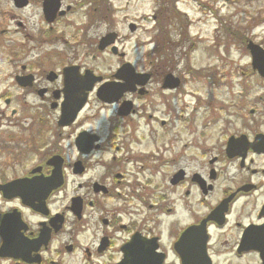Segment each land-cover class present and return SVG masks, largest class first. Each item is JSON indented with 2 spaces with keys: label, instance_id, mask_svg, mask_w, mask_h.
I'll list each match as a JSON object with an SVG mask.
<instances>
[{
  "label": "flooded vegetation",
  "instance_id": "1",
  "mask_svg": "<svg viewBox=\"0 0 264 264\" xmlns=\"http://www.w3.org/2000/svg\"><path fill=\"white\" fill-rule=\"evenodd\" d=\"M13 5L41 24L10 57L0 30V264H264L250 41L239 102L204 105L195 83L222 79L189 56L131 54L147 16L114 0Z\"/></svg>",
  "mask_w": 264,
  "mask_h": 264
},
{
  "label": "rangeland",
  "instance_id": "2",
  "mask_svg": "<svg viewBox=\"0 0 264 264\" xmlns=\"http://www.w3.org/2000/svg\"><path fill=\"white\" fill-rule=\"evenodd\" d=\"M196 1H175V8L183 14L184 24L188 28V37H180L183 28L176 24L177 27L172 30V40L176 41L171 43L169 53L163 56L169 57L168 60L172 62L171 59L174 55H181L180 57L185 58V53H187L190 57L189 66L195 70L212 74L213 79L219 78L224 81V86L214 87L213 85L211 88L204 81L195 83L194 92L197 94V99L198 97L202 99L204 105L210 104V101L221 104L228 103L231 100L230 94L235 99L233 102L237 104L240 100L238 95L241 87L231 88L230 85L236 81L240 82V79L236 77L238 76L237 71L241 69L244 71L251 70V58L245 52L244 47L237 43L238 40L233 35H235V31H238L255 43L264 42V0ZM114 2L116 7H124L122 8L123 14H129L131 19L141 15L148 17L146 31L144 33L138 32L132 36L130 49L133 55L152 54L156 44L159 43L161 46L154 30L155 21L153 20L154 16L156 19V13L160 10L159 0H114ZM1 5L0 30L4 31L3 55L10 57L18 45L28 44L26 36L29 33L34 34L33 29L41 24L40 10L38 6L22 11L15 10L13 0H1ZM169 8L170 5L168 4L164 10H169ZM16 19H20L25 24L24 27L19 28L18 32H16V28H18ZM179 22L181 23L180 20ZM255 23L256 27H253ZM224 25L231 30L230 34L223 28ZM140 40L143 46L138 53L140 49L136 50L135 45ZM30 45L32 46V43ZM180 45L183 46L182 50H180ZM179 61L182 65L183 61ZM263 91L264 87H260L258 94L261 95ZM250 95L253 96L254 94L251 93ZM197 99L196 104L198 103ZM244 103L246 104L245 101ZM259 110L257 116L252 118L259 120L260 130L264 131V109L260 108ZM246 113L248 114V112H243L244 123L250 119ZM201 118V114H198L197 119Z\"/></svg>",
  "mask_w": 264,
  "mask_h": 264
},
{
  "label": "trees",
  "instance_id": "3",
  "mask_svg": "<svg viewBox=\"0 0 264 264\" xmlns=\"http://www.w3.org/2000/svg\"><path fill=\"white\" fill-rule=\"evenodd\" d=\"M176 0H159V7L160 10L156 13V19H155V32L157 35V38L159 39V42L161 46H159V43L155 45L154 51L152 54H159V55H165L168 54L170 51L171 43L175 42L176 40H172V30L177 27L176 24L182 26L183 30L180 28V31L182 30V35L180 37L183 38V36L188 37V28L184 24L183 14H181L174 6ZM198 1V0H197ZM200 3V2H199ZM170 5L169 10H164L167 5ZM181 21V23L179 22ZM174 22L175 26H174ZM179 22V23H177ZM223 25V23H221ZM173 26V27H172ZM253 27H256V23L253 24ZM225 30L228 31L230 34L231 30L224 25L223 27ZM237 40L243 41L248 40L247 37H245L244 34L239 33L238 31L234 32ZM182 40V39H181ZM183 46L180 45V49L182 50ZM185 56H188L187 53H185Z\"/></svg>",
  "mask_w": 264,
  "mask_h": 264
},
{
  "label": "water",
  "instance_id": "4",
  "mask_svg": "<svg viewBox=\"0 0 264 264\" xmlns=\"http://www.w3.org/2000/svg\"><path fill=\"white\" fill-rule=\"evenodd\" d=\"M248 49L253 58V69L258 70L264 77V49L253 42H250Z\"/></svg>",
  "mask_w": 264,
  "mask_h": 264
}]
</instances>
